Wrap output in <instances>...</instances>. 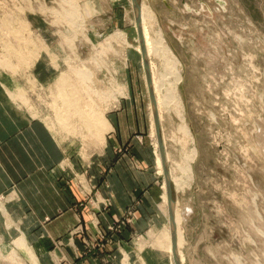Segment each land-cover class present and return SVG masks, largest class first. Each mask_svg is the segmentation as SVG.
I'll return each instance as SVG.
<instances>
[{
	"label": "rangeland",
	"instance_id": "1",
	"mask_svg": "<svg viewBox=\"0 0 264 264\" xmlns=\"http://www.w3.org/2000/svg\"><path fill=\"white\" fill-rule=\"evenodd\" d=\"M137 2L140 6L149 3L155 12L157 21L151 33L162 30L180 60L183 75L178 92L192 137L185 139L176 110L164 111L160 136L170 159L167 168L174 169L185 151L194 146L198 150L190 184L178 189L170 179L175 208L184 217L181 264H264V0ZM88 6L93 9L90 14ZM137 24L132 0H0V58H4L6 45H15L11 66L0 64V74L12 81L0 85L14 106L43 117L65 144L73 143L69 152L78 157L79 167L75 164L76 170H67L80 188L81 205L89 199V153L103 146L111 124L108 129L100 124L97 132L95 124L88 127L94 110L75 106L64 110L59 100L60 77L67 75L76 87L81 84L76 71L85 70L84 83L98 91L88 100L103 115L106 111L113 115L117 109H143L146 126L134 137L143 140L148 161L144 167L153 174L161 215L156 224L134 234V242L141 249H158L167 264H175L167 246H160V234L170 231L171 223L164 198V170L160 173L158 166L161 152L152 134L153 105L138 49L142 43ZM101 26L104 33H89ZM22 49L25 61L14 54ZM39 57H48L58 69L37 79L33 69ZM148 61L150 67L153 61L156 71L169 69L164 59L152 56ZM86 95L83 104H87ZM114 151L115 159L126 151L125 145ZM133 205L116 224L99 227L98 238L110 230L119 231L130 221ZM0 208L7 214L3 197ZM11 224L7 216L5 226ZM22 237L24 233L19 232L7 242L0 235L1 264H35L18 246ZM123 264L130 263L125 260Z\"/></svg>",
	"mask_w": 264,
	"mask_h": 264
},
{
	"label": "crops",
	"instance_id": "2",
	"mask_svg": "<svg viewBox=\"0 0 264 264\" xmlns=\"http://www.w3.org/2000/svg\"><path fill=\"white\" fill-rule=\"evenodd\" d=\"M104 31L101 26L89 33ZM39 58L33 69L36 78L58 69L48 57ZM2 75L0 83H11ZM4 92L0 85V197L7 209L6 214L0 208L3 240L8 242L23 232L39 264H123L125 260L167 264L158 249H141L134 242V234L156 224L161 215L153 174L144 167L148 161L143 140L134 137L146 126L143 109L105 112L111 128L105 132L103 146L90 150L89 199L81 205L80 188L67 170L78 166V157L69 152L73 143L65 144L43 117L14 106ZM120 144L126 151L114 159V149ZM131 203L135 208L130 221L99 239L98 228L116 224ZM7 216L12 222L8 227Z\"/></svg>",
	"mask_w": 264,
	"mask_h": 264
},
{
	"label": "bare ground",
	"instance_id": "3",
	"mask_svg": "<svg viewBox=\"0 0 264 264\" xmlns=\"http://www.w3.org/2000/svg\"><path fill=\"white\" fill-rule=\"evenodd\" d=\"M86 11L90 14V12H92L93 9L90 11V7H89V10H86ZM156 21H157L156 14L150 7L149 3L143 2V4H141L139 8L138 21L136 20V24L138 23L137 26L139 27V29L138 27L137 29L140 30V40L142 43V44H139L138 49L141 52H144L146 57L148 55L149 58H152V56H155L156 58H161V60L164 59L166 65L169 66V69L168 67L166 68L163 67V69L160 72L156 71L157 69L154 68L153 61H151V67L149 66V61L147 57L148 70H149L148 87L150 83L151 91H152V94L150 93L151 98H152L151 106L153 105L152 113H153L154 122L152 125V128H153L152 134L155 136V139H156L155 147L159 154L160 144L157 139L155 118L158 119L159 127L161 128L160 121L163 119L164 111L166 110L175 111L176 110V113L178 114L181 120L180 130H182V132L184 133L185 139H186V136L187 138L192 137L191 136L192 134H191V130L189 126L186 123L185 115L183 113L184 106L182 103V98L178 92L179 83L182 81V78H183L181 68L179 67L180 60L178 59L177 56H175L173 50L167 43L165 36L163 35V32L161 29H157L156 31H154L155 32V33L153 32L154 34L151 33L153 31V29L151 30V28L154 27V25L156 24ZM14 47L15 45L13 47L11 45H6V47H4L5 49V53L3 55L4 58H2L3 60L0 58V64L11 66L10 65L11 61L9 59H10V53L12 51V48L14 49ZM23 51L24 50L22 49L20 51H16L17 53H14V54L17 55L22 61H25L26 58H23L25 56ZM150 68H152L151 72H150ZM76 73L79 79H81V84L77 85L76 87L71 86L70 80H68V78L66 77L67 75H63L62 77H60L59 81H60L61 87H63V90L60 89L62 92H60L59 100L61 101L62 108L66 110L68 108L72 109L75 107H80V108H83L82 110H85V109L91 110L90 112L94 110L92 112L94 113L92 117L88 115L90 116L88 119V123H89L88 127L94 126L95 124L96 130L97 132H99L98 131L99 125L103 123L102 125H105L104 127L108 129L109 121L106 120L107 118L104 116L105 114L103 115L104 112L101 110L103 112L102 113L100 109H96L95 108L96 105L93 102H91V100H88L93 95V93L97 94L98 91L96 89L93 90L89 84L84 83L85 74H86L85 70L81 69V70L76 71ZM83 94H87L86 95L87 100H88V101L86 100L87 104H83L84 102ZM58 109H60V107ZM82 110H78V111L81 113ZM96 110L98 111L95 113ZM82 120L85 122L84 116ZM101 134H98V135L100 136ZM161 142H162V137H161ZM163 144L164 142L162 143V146L164 147ZM164 152H165L164 158L161 157L162 156L161 154L160 156L157 155L160 173L163 172L164 162H167L168 160H170L169 156H166V151ZM197 153H198V150L194 146L188 151H185L184 153L185 156H183V160L180 163L176 164V167L171 170L172 172L169 170V167L167 168L169 177L170 179L173 180L176 188L181 189L190 184L189 182L192 180V177H193L192 176L193 174L192 161L196 159ZM163 160L165 161L163 162ZM164 187H165L164 198L167 201L166 183H164ZM175 207H176V203H174V207H173V221L175 225V242L173 244L172 231L170 227V231L168 230L169 232L167 231L164 236L160 234V236L163 237V239L160 241V246L163 249H166V246H167L169 254L173 260L175 258L174 252H176L177 255L179 256V260L181 261V263H183L184 253L182 250V245L184 243L183 241L184 233L180 229H181V224H182V220L184 217L182 215V212H180L178 208H175ZM17 242H18V246L21 247L26 252L27 257L31 261H33L35 264H39L36 255L34 254L29 244L26 242L25 238L24 237L19 238Z\"/></svg>",
	"mask_w": 264,
	"mask_h": 264
},
{
	"label": "water",
	"instance_id": "4",
	"mask_svg": "<svg viewBox=\"0 0 264 264\" xmlns=\"http://www.w3.org/2000/svg\"><path fill=\"white\" fill-rule=\"evenodd\" d=\"M132 1H133V5H134L135 18L138 21L140 4L137 2V0H132ZM142 59H143V63H144V67H145V73H146L147 82H148L149 70H148L147 57L144 54V52H142ZM149 91L152 94L150 83H149ZM155 127H156V131H157V139H158V142L160 144V152H161L162 158H164L165 152L163 151V146H162L161 136H160L159 121L157 118H155ZM164 161L165 160H163V162ZM163 170H164V175H165L164 180L166 183L168 214H169V219L171 222L172 239H173V244H174V242H175V225H174V221H173V207H174L175 201H173V199L171 197L170 177L168 174L166 162H164ZM174 257H175V264H181V261L179 260V256L177 255L176 252H174Z\"/></svg>",
	"mask_w": 264,
	"mask_h": 264
}]
</instances>
